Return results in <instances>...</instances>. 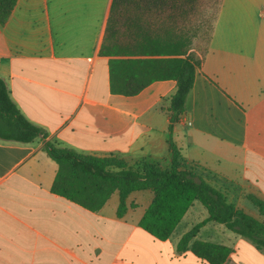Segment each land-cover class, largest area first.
Listing matches in <instances>:
<instances>
[{"label":"crops","instance_id":"obj_1","mask_svg":"<svg viewBox=\"0 0 264 264\" xmlns=\"http://www.w3.org/2000/svg\"><path fill=\"white\" fill-rule=\"evenodd\" d=\"M112 3L18 0L0 24V76L21 112L47 132L32 142L0 139V264H214L193 249L196 240L230 247L222 264H264V250L214 221L180 250L182 236L208 217L200 201L160 239L140 225L150 189L133 191L124 215L118 192L93 211L53 191L59 164L45 141L129 165L170 164L177 80L153 81L135 95L112 91L111 57L101 53ZM126 7L131 16L147 13L142 4ZM173 140L230 202L264 220L247 197L264 200V0H222Z\"/></svg>","mask_w":264,"mask_h":264},{"label":"trees","instance_id":"obj_2","mask_svg":"<svg viewBox=\"0 0 264 264\" xmlns=\"http://www.w3.org/2000/svg\"><path fill=\"white\" fill-rule=\"evenodd\" d=\"M17 2L0 0L1 25L6 24ZM202 2L113 0L101 46L102 55L111 57V89L115 93L135 95L153 81L177 80V90L169 107V166L162 167L148 160L129 165L116 156L81 154L73 148L45 141V150L59 164L53 191L93 211L100 210L118 192L117 214L124 215L129 208V195L133 191L150 189L154 197L140 225L160 239L169 238L194 202L200 201L206 207L208 217L182 236L178 245L180 250L188 247L199 227L208 221L223 224L264 250V220L230 202L222 190L210 183V172L196 162H188L183 149L173 140L174 125L184 114L196 73L204 65L222 0L216 1L212 18L198 25L193 19L198 16ZM141 4L147 7V13L131 16L122 12V7H139ZM157 8L165 12H155ZM201 30L206 31V46L198 51L194 48V38ZM122 38L129 39L130 45H117ZM46 136L42 127L21 112L6 80L0 76V139L32 142ZM247 197L264 217V200L254 194ZM193 249L214 264H222L231 251L226 245L203 240H196Z\"/></svg>","mask_w":264,"mask_h":264},{"label":"rangeland","instance_id":"obj_3","mask_svg":"<svg viewBox=\"0 0 264 264\" xmlns=\"http://www.w3.org/2000/svg\"><path fill=\"white\" fill-rule=\"evenodd\" d=\"M217 0H203L198 16L194 17L193 23L201 24L202 21H209L217 6ZM195 49L201 51L206 46V31L201 30L195 38Z\"/></svg>","mask_w":264,"mask_h":264}]
</instances>
